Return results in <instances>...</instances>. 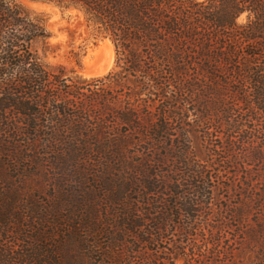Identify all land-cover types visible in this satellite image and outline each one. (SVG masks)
Here are the masks:
<instances>
[{
  "label": "trees",
  "instance_id": "trees-1",
  "mask_svg": "<svg viewBox=\"0 0 264 264\" xmlns=\"http://www.w3.org/2000/svg\"><path fill=\"white\" fill-rule=\"evenodd\" d=\"M33 1L109 38L115 68L84 78L45 64L44 19L0 0V188L5 159L38 153L74 178L56 177L42 201L0 190V264H174L218 250L220 231L200 225L215 171L264 173V0ZM194 126L209 160L191 150ZM80 159L97 163L92 188ZM197 235L211 246L190 244Z\"/></svg>",
  "mask_w": 264,
  "mask_h": 264
},
{
  "label": "rangeland",
  "instance_id": "rangeland-1",
  "mask_svg": "<svg viewBox=\"0 0 264 264\" xmlns=\"http://www.w3.org/2000/svg\"><path fill=\"white\" fill-rule=\"evenodd\" d=\"M13 1L44 19L50 36L47 46L43 47V44L38 42L36 48L45 64L49 66L62 64L67 70L72 68L84 78L102 76L115 68L113 44L111 49L109 45L101 43L104 39H110L97 38L95 40L90 30L83 24H79V19L73 10L33 0ZM244 20L245 14H241L237 18V22ZM74 52H79L81 55L79 64H76L72 58ZM107 58H110V63L102 74L87 77L83 75L86 66L95 68ZM180 104L181 106L188 105V103L182 102ZM188 113L189 118L194 117L191 110ZM192 125H194L193 122ZM189 128L188 137L191 150L201 161L209 160V157L213 155H209V151L205 147L206 142L200 136V131L195 126ZM92 163L94 162L83 161V159L76 163L80 169L85 167V172L81 173L83 175L81 176L82 187L84 188L95 186L93 175L90 172L97 168V163ZM4 164L2 169L5 182L1 183L0 190L8 192L9 189H15L23 199L28 195L40 201L48 198L57 188L56 177H59L63 187L74 185V178L64 176L61 179L60 170L55 168L51 158L40 153L35 154L33 161L18 162L5 159ZM228 170L229 172L226 173L215 171L221 177H217L211 191L210 200L212 201L209 205V216L207 218L203 216L200 222V225L205 227L204 232L207 228L220 231L218 250L207 249L205 256L198 262L189 256L184 258L179 255L174 260V264H264V173L260 170H251L244 179L240 176L241 172L237 171V168L230 167ZM250 179H253L252 182ZM246 181H250L252 184L249 185ZM5 198L4 201H9L8 198ZM172 238H176V236ZM194 241L195 243L190 242V244L204 246L205 243L207 247L211 246L209 242L201 240L200 235H197ZM195 256L197 257L196 254Z\"/></svg>",
  "mask_w": 264,
  "mask_h": 264
},
{
  "label": "bare ground",
  "instance_id": "bare-ground-1",
  "mask_svg": "<svg viewBox=\"0 0 264 264\" xmlns=\"http://www.w3.org/2000/svg\"><path fill=\"white\" fill-rule=\"evenodd\" d=\"M101 43L103 45H109L110 48L112 49V43L110 42V40L108 39H104L103 41H101ZM108 57V56H107ZM106 59V58H105ZM88 60V59H87ZM88 62V61H87ZM85 63H86V58H85ZM110 63V58H107V60L102 61L98 66H96L95 68H90L89 66L85 67V70L83 72L84 76H96V75H100L102 74L106 69L107 66Z\"/></svg>",
  "mask_w": 264,
  "mask_h": 264
},
{
  "label": "water",
  "instance_id": "water-1",
  "mask_svg": "<svg viewBox=\"0 0 264 264\" xmlns=\"http://www.w3.org/2000/svg\"><path fill=\"white\" fill-rule=\"evenodd\" d=\"M47 3H51V2H47ZM51 4H53V3H51Z\"/></svg>",
  "mask_w": 264,
  "mask_h": 264
}]
</instances>
